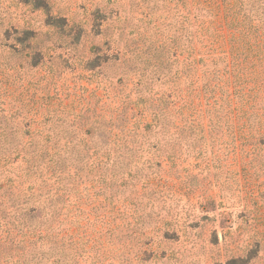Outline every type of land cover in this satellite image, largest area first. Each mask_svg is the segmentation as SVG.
<instances>
[{"label":"rangeland","instance_id":"1","mask_svg":"<svg viewBox=\"0 0 264 264\" xmlns=\"http://www.w3.org/2000/svg\"><path fill=\"white\" fill-rule=\"evenodd\" d=\"M259 53L264 0H0V138L46 151L0 178L56 204L74 264H264V71L214 118L185 67Z\"/></svg>","mask_w":264,"mask_h":264},{"label":"trees","instance_id":"2","mask_svg":"<svg viewBox=\"0 0 264 264\" xmlns=\"http://www.w3.org/2000/svg\"><path fill=\"white\" fill-rule=\"evenodd\" d=\"M263 61L264 55L260 53L251 63L241 56H202L187 59L185 67L188 72L193 70L196 77V82L191 81L190 84H197L201 94L198 100H205L206 106H218L214 118L223 113V106L231 108L228 114L236 118L242 111L237 104L239 99L246 97L245 89L250 81L256 89L255 95L261 89ZM239 93L242 94L241 98L237 97ZM168 98L160 97L158 103L151 104L150 123L144 126V132L164 128L169 119L175 121L181 115L185 100L179 102ZM13 153L16 158L29 163L46 158V151L36 153L29 143L0 138L1 163L13 164ZM23 182V178L18 175L0 178V264H74L67 244L69 233L58 231L54 226L58 207L53 201L42 202L34 192L24 189Z\"/></svg>","mask_w":264,"mask_h":264}]
</instances>
